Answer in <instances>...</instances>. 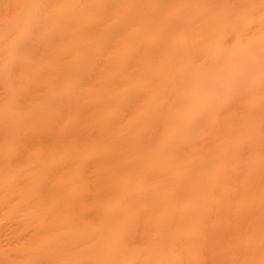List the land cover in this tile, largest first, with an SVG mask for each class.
I'll return each mask as SVG.
<instances>
[{
  "label": "bare ground",
  "instance_id": "bare-ground-1",
  "mask_svg": "<svg viewBox=\"0 0 264 264\" xmlns=\"http://www.w3.org/2000/svg\"><path fill=\"white\" fill-rule=\"evenodd\" d=\"M0 264H264V0H0Z\"/></svg>",
  "mask_w": 264,
  "mask_h": 264
}]
</instances>
